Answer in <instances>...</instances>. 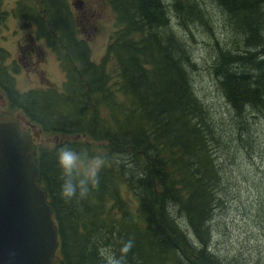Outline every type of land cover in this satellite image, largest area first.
<instances>
[{
    "label": "trees",
    "instance_id": "obj_1",
    "mask_svg": "<svg viewBox=\"0 0 264 264\" xmlns=\"http://www.w3.org/2000/svg\"><path fill=\"white\" fill-rule=\"evenodd\" d=\"M102 1L115 15L116 31L107 56L95 63L87 42L74 34L75 46L62 29L69 0H40L58 24L47 28L55 51L69 54L60 89L20 92L0 48V90L10 108L49 142L60 136L54 145L39 144L36 154L58 227V255L64 264H104L101 249L119 257L132 240L125 264H226L212 242L216 210L228 200L215 151L220 118L197 96L191 51L195 35L205 39L209 68L240 118L239 130L260 124L249 122L255 112L264 123V0ZM214 9L229 21L231 38L215 37ZM175 20L187 30L194 25L195 35L180 33ZM78 48L77 61L70 60ZM112 57L116 66L107 71ZM81 134L107 142L102 153L89 140L81 143ZM63 146L107 160L99 186L79 202L60 198L56 152Z\"/></svg>",
    "mask_w": 264,
    "mask_h": 264
},
{
    "label": "rangeland",
    "instance_id": "obj_2",
    "mask_svg": "<svg viewBox=\"0 0 264 264\" xmlns=\"http://www.w3.org/2000/svg\"><path fill=\"white\" fill-rule=\"evenodd\" d=\"M74 2L75 0H69L72 11L69 17L65 13V21L61 22L62 29L69 31L67 35L74 39L75 46L76 36L85 40L90 47V60L101 63L107 56L108 44L113 41L112 37L116 31L115 15L102 0H83L84 12H81ZM43 9L46 8L40 6V0L0 1V12L3 14V16L0 14V48L5 53L2 63L15 75L16 87L20 92L46 88L47 85L60 89L62 87L60 85L66 79V68L69 63L65 61V57L69 54H66L65 48L62 47L57 48L56 52L44 40L37 38L36 29L45 33L48 29L42 25H36L34 28L30 22L42 21ZM213 14L215 37L219 40L231 38L233 33L225 23L229 24L227 18L217 9L213 10ZM44 17L51 20L49 13H45ZM74 21L78 22L76 29L79 34L76 36L72 29ZM175 25L180 33L191 31L195 35L194 25L191 24L189 30L183 28L177 20ZM208 35L212 36L209 32ZM34 38L35 43L32 42ZM195 39L191 54L197 62L191 73L197 85V96L206 103L210 113L214 112L213 116L220 118V124L216 129L218 142L215 151L216 157L221 159L219 162L224 178L222 186L229 200L224 197L220 203L221 207L216 210L212 228L213 248L219 251L223 260H228L226 264H264V217L261 214L264 212V123L262 117H255L257 115L255 112L250 115L249 122L260 124L240 129L244 130L240 132L238 124L240 118L229 107L220 84L216 82L219 78L215 71L209 68L208 44L200 35H195ZM79 50L80 48L73 52L70 60L77 61ZM115 66L116 60L112 57L107 71H111ZM0 95L6 98L1 90ZM5 105V100L0 97V113L19 115L20 121L22 116L29 120L11 109L9 102ZM100 110L102 114L110 111ZM24 126L32 133L29 125L24 123ZM255 131L260 133L255 134ZM249 134L255 135L251 138ZM81 135V143L89 140L93 148L101 153L105 149L103 144L106 145L107 142L94 141ZM41 138H45L44 133ZM59 138L49 137L50 142L47 138L43 141L54 145ZM68 139L74 141L73 136ZM43 141L37 139L36 143L39 145ZM182 221L183 224H188L185 219Z\"/></svg>",
    "mask_w": 264,
    "mask_h": 264
},
{
    "label": "water",
    "instance_id": "obj_3",
    "mask_svg": "<svg viewBox=\"0 0 264 264\" xmlns=\"http://www.w3.org/2000/svg\"><path fill=\"white\" fill-rule=\"evenodd\" d=\"M36 154L35 137L21 128L20 116L0 113V264H64Z\"/></svg>",
    "mask_w": 264,
    "mask_h": 264
},
{
    "label": "clouds",
    "instance_id": "obj_4",
    "mask_svg": "<svg viewBox=\"0 0 264 264\" xmlns=\"http://www.w3.org/2000/svg\"><path fill=\"white\" fill-rule=\"evenodd\" d=\"M56 161L60 169V198L65 203L77 202L85 199L92 189L99 186L100 172L106 166V157L97 153L90 155L88 149L79 151L68 146L60 147L56 152ZM133 241L123 244L117 257L108 250L101 249L100 256L104 264H125L126 255L132 249Z\"/></svg>",
    "mask_w": 264,
    "mask_h": 264
},
{
    "label": "flooded vegetation",
    "instance_id": "obj_5",
    "mask_svg": "<svg viewBox=\"0 0 264 264\" xmlns=\"http://www.w3.org/2000/svg\"><path fill=\"white\" fill-rule=\"evenodd\" d=\"M36 1H39V0H36ZM76 6H78L79 7V9L81 10V12H84L85 10H84V8H83V0H81V3H79V2H77L76 4H75ZM44 10V9H43ZM45 11V10H44ZM52 15V14H51ZM42 21H36V22H33V21H30L31 22V24L34 26V28L36 27V25H39V26H45L46 28H51V27H56L57 25H56V23L55 22H53V21H51V20H48V19H46L44 16H45V12H43L42 13ZM83 18H85V15H83ZM77 24H78V22H77ZM33 28V27H32ZM34 30V29H33ZM77 29L76 28H74L73 29V33L75 34V35H77ZM35 33H36V36H37V38H40L41 40H44L52 49H55L54 48V45H53V43H52V41H51V39L47 36V34L48 33H45L44 31H41V30H35ZM79 34V33H78ZM32 36V35H31ZM53 36L54 37H57L58 35L55 33V31H54V34H53ZM32 42H34L35 43V38L33 39V41ZM3 92V91H2ZM4 93V92H3ZM0 97L3 99V100H5V103H6V105H8V100L3 96V95H0ZM5 105V106H6ZM24 123H26L27 125H29V127H30V129H31V131H32V135L35 137V141L38 139V140H45V138H41V135L43 134L42 133V131L41 130H38L37 129V126L33 123V122H31L30 120H27L25 117H23L22 116V120H21V128L24 130V131H27V132H29L28 131V129H27V127L26 126H24ZM37 130V131H36ZM34 132H37L39 135L38 136H35L34 135ZM30 133V132H29ZM47 138V137H46ZM44 142V141H43ZM38 146V145H37Z\"/></svg>",
    "mask_w": 264,
    "mask_h": 264
},
{
    "label": "bare ground",
    "instance_id": "obj_6",
    "mask_svg": "<svg viewBox=\"0 0 264 264\" xmlns=\"http://www.w3.org/2000/svg\"><path fill=\"white\" fill-rule=\"evenodd\" d=\"M256 118L262 117L261 114L257 113V115L255 116Z\"/></svg>",
    "mask_w": 264,
    "mask_h": 264
}]
</instances>
